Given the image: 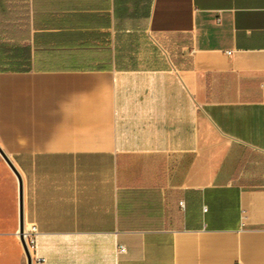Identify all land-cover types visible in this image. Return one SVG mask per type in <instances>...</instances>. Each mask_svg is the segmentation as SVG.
<instances>
[{"label":"crops","instance_id":"0c3cea01","mask_svg":"<svg viewBox=\"0 0 264 264\" xmlns=\"http://www.w3.org/2000/svg\"><path fill=\"white\" fill-rule=\"evenodd\" d=\"M263 87L264 0H0L32 264H264ZM18 226L0 155V264Z\"/></svg>","mask_w":264,"mask_h":264},{"label":"water","instance_id":"95a60500","mask_svg":"<svg viewBox=\"0 0 264 264\" xmlns=\"http://www.w3.org/2000/svg\"><path fill=\"white\" fill-rule=\"evenodd\" d=\"M0 155L1 157L8 163L9 167L12 169L14 175L17 178V183H18V212H19V226H18V234H19V239L26 257L27 264H32V259L30 256V253L26 247L24 238H23V210H22V179L20 174L14 169L13 165L10 163L8 158L5 156L3 151L0 148Z\"/></svg>","mask_w":264,"mask_h":264},{"label":"built area","instance_id":"2783aa9c","mask_svg":"<svg viewBox=\"0 0 264 264\" xmlns=\"http://www.w3.org/2000/svg\"><path fill=\"white\" fill-rule=\"evenodd\" d=\"M263 96H264V87H263ZM38 234H39V232H38V229L35 225H30L28 228H24V230H23V238H24L26 247L30 253L32 262L35 261L36 263L43 261V259L41 257L35 256V248H36ZM17 235L19 237L18 233H17ZM118 251L124 252L125 251L124 246L119 245Z\"/></svg>","mask_w":264,"mask_h":264}]
</instances>
